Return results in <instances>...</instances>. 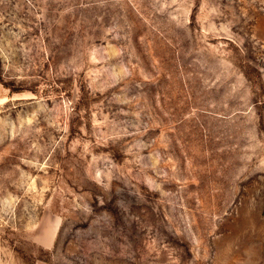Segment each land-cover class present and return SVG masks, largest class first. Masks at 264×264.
I'll return each instance as SVG.
<instances>
[{"label": "rangeland", "instance_id": "obj_1", "mask_svg": "<svg viewBox=\"0 0 264 264\" xmlns=\"http://www.w3.org/2000/svg\"><path fill=\"white\" fill-rule=\"evenodd\" d=\"M0 264H264V0H0Z\"/></svg>", "mask_w": 264, "mask_h": 264}]
</instances>
